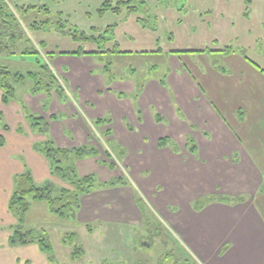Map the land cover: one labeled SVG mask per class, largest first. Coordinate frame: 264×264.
Wrapping results in <instances>:
<instances>
[{
	"label": "crops",
	"instance_id": "0c3cea01",
	"mask_svg": "<svg viewBox=\"0 0 264 264\" xmlns=\"http://www.w3.org/2000/svg\"><path fill=\"white\" fill-rule=\"evenodd\" d=\"M185 6H180L182 13ZM194 12L189 9L192 21L186 22V14L180 17V33L205 29L201 35L206 46L135 53L148 55L151 67L146 71L120 73L117 63L134 53L119 49L125 54L107 49L51 58L67 103L53 98L47 113L39 111L47 123L45 134H25L18 122L0 127V264H54L36 243L10 244L17 223L8 207L15 178L29 172L33 181L47 177L49 183L55 177L49 159L35 146L51 140L59 149H97L99 138L102 155L97 149L96 158L76 160L77 174L95 175L101 184L115 180V171L103 166L113 158L137 184L97 188L80 198L76 221L82 223L75 225L90 237L99 231L96 241L109 254L106 259L96 255L100 249L90 251L91 264L93 259L96 264L113 260L117 251L105 243L103 225H147L140 213L141 195L148 206L144 211L158 215L182 253L197 264H264V192L259 193L264 182V0H213ZM202 16L206 25L196 28L193 22L200 23ZM105 55L114 60L106 61ZM32 98L24 100L32 109L44 99ZM99 120L105 122L96 126ZM162 139L166 142L160 147ZM214 196L246 202L216 201L200 212L190 210V202ZM81 246L83 260L88 250Z\"/></svg>",
	"mask_w": 264,
	"mask_h": 264
},
{
	"label": "rangeland",
	"instance_id": "374dc122",
	"mask_svg": "<svg viewBox=\"0 0 264 264\" xmlns=\"http://www.w3.org/2000/svg\"><path fill=\"white\" fill-rule=\"evenodd\" d=\"M126 1L127 0H16L15 5L19 7H34V10L24 17L20 10L16 11L13 8L14 5L10 4V8L20 21L21 33L23 37L28 40V43L15 42L12 46L10 44V52L14 54L0 55V69H7L11 73L19 72L25 77L22 82L13 85L15 88V96L8 102V105H0V108L3 107L0 110L1 128H4L3 126L6 125L14 126L18 122L25 134H28L29 130H38L39 134H45L40 131L42 127L38 128L33 126L35 122L33 117L39 118L42 116L39 111L47 113L51 107L52 99L57 98L55 96H49L46 92L43 93V91L35 95L32 93L33 83L26 77V73H38L40 70L39 66L34 63L35 59L30 58L33 56H26L25 54L28 51V47L31 45L34 46L31 50L34 48L36 51H39V55H37L36 58L39 59L40 63L48 65V69L44 70L45 74L40 77L46 76V78L44 77L43 79H45V83H47L50 75H54L57 83L63 88L62 80L50 66V62L52 61L51 58H49L50 56H48L50 53H52L50 54L51 57H62L64 53L103 51L107 49L113 50L115 48L114 46L117 45V48L121 51H131L134 53L132 58H128L127 60L123 59L117 63L118 66L121 65V70L118 68L120 73L131 75V69L138 72L140 70H149L151 67L149 63L151 60L146 58L148 55H142L141 53L140 55L135 54L137 52L148 51L158 47L162 50H180L183 44H190L192 46L191 48L206 46L202 41L205 39H203L201 35L202 31L205 29L195 32L194 28H189L190 30L186 28V31L182 30L180 33V17L186 14V22L192 21L190 13L195 11L194 14L197 15V10L199 8L208 5L209 1L212 3L213 0H134V2L132 1V5H121V2ZM140 3H143V5H140ZM183 3H186L185 13H182L183 10L180 11V6ZM104 4H109L112 8H121L120 14L110 10L100 13ZM141 6H143L142 9L140 8ZM38 7H46L51 14L50 19L53 24L51 28L49 27V30L34 32L31 28L32 21L36 20L38 22L37 27L40 28V24H42L40 22H43L46 18L43 13L37 12ZM128 7H134L137 12H131ZM193 23L196 28H199L200 25H206L203 16L200 23H198V20H195ZM192 42H195L194 46ZM233 46L235 50H238V48H235L236 45L233 44ZM105 56L106 61L109 58L114 60L112 55ZM143 61H145V63H143ZM115 66L116 65H114V68ZM38 95H42L44 99L39 102L37 101L33 106L35 111H33L31 107H26V104L24 105L25 98H30L29 100L32 101V99L34 100L32 97ZM61 101L62 103L64 102V104L65 102L67 103L64 92ZM14 102H17V104ZM21 110L24 111L25 117L21 116ZM62 118L63 115L60 113L58 120L60 121ZM95 131H97L96 128ZM99 139H96L95 142L97 143V149L102 155L104 147ZM44 142H47V140ZM34 150L37 151L36 149ZM27 152L29 151L26 150L25 157H27ZM100 153H98V156ZM112 159L106 163L107 165L114 163L116 166H114L113 169H109L107 165L103 166L108 170L115 171L114 174L117 176L114 178L115 180L119 181L122 179V183H131L134 188V185L137 184V180L135 178L133 179V175L128 172L129 170L124 167L123 163L117 162L114 159L113 161ZM78 177L81 176L78 175ZM46 178L40 181L34 180V182L38 187L49 186L53 197L59 196L60 198L61 194H59V192L61 193V191L67 189L72 190L74 188L72 183L57 176H55L54 179H49V183L44 181ZM113 187H105V189ZM262 191L264 192V182L261 184L259 193L262 194ZM137 194L139 196L141 195L139 192ZM27 200L29 201L30 208L22 222V231H45L53 249L49 257L54 264H91L92 256L89 253L97 249H100V251L97 252L96 255H104L107 259L109 254L103 249L101 242L96 241V236L99 231L90 237L83 226L75 225V223H82V220L76 221L79 215V209L78 211H72L70 208H67L63 212L64 217H58L56 214L50 213V210L47 212V208L49 209L50 206L45 201H33L31 197H28ZM139 202L141 203V205H139L142 210L140 211L141 216L146 215L144 222L151 223L150 232L153 234V237L151 238L146 233V228L149 227L148 225L144 228H139L136 225H103L100 232L108 235L105 243L107 245H114L116 247L115 250H117L111 257L113 260H106L104 264H173L175 259L173 257L177 254L176 252H172V248H177L178 245L173 240L171 233L160 221L159 216L156 215L155 217L152 213L149 215L146 210L144 211L145 207L148 206L143 195L140 196ZM245 202L246 201L241 203ZM189 208L195 212L202 211H196L194 209V202L189 203ZM127 209V207L123 208L125 212ZM182 213L183 212L180 213V217ZM68 232L76 233V243L80 246L83 245L85 249L88 250L85 259L74 262L70 260L69 254L72 248L62 243V237ZM166 242L173 246L165 244ZM85 245H87L88 248H86ZM169 247H171V250ZM181 250V247L180 250L177 248V251H180V256L182 253ZM168 251L170 252L169 256ZM44 254L48 256V253L44 252ZM93 261L94 264H96V260L93 259Z\"/></svg>",
	"mask_w": 264,
	"mask_h": 264
},
{
	"label": "trees",
	"instance_id": "16d2710c",
	"mask_svg": "<svg viewBox=\"0 0 264 264\" xmlns=\"http://www.w3.org/2000/svg\"><path fill=\"white\" fill-rule=\"evenodd\" d=\"M16 0H0V55L6 54V55H13L14 53L10 52L9 45L13 43H21V42H27L20 29V21L17 19L15 13L10 8V4L14 5V9L16 11L20 10L22 13V16L24 17L29 12H32L34 10V7H19L15 5ZM134 0H127L126 2H121V5H132ZM140 5H143V3H140ZM131 12H137L134 7H128ZM141 9L143 6L140 7ZM112 11L116 13L121 12V8L115 7L112 8L109 4H104L103 8L100 10V13L106 12V11ZM38 13L41 12L45 15V20L43 22H40V28L37 27L38 22L36 20L32 21L31 28L35 31H42V30H49V27L51 28L52 24L50 19V12L46 7H38ZM49 25V26H48ZM31 45V43H30ZM29 46L28 51L26 54L29 56H33L30 58H34V63L39 66V72H28L26 73V77L32 81L33 83V91L32 93L35 95L41 91L46 92L47 95L55 96L58 101L61 99L63 95V87L57 83L56 77L54 75H50L49 81L45 83L46 76L40 77L41 75L45 74L44 70L48 69V65L41 64L39 59L36 58L37 55H39V51H36L34 48ZM115 48L111 50V53L115 54H125L124 52H119L117 45L114 46ZM41 48V47H40ZM99 54L98 51L94 52H75L70 54ZM52 54V53H50ZM49 58H52L51 55ZM68 54V53H65ZM23 75L19 72L11 73L7 69H0V91H1V101L4 104H7L9 101H11L15 96V88L14 84H18L19 82L23 81ZM13 81V83H12ZM1 116V114H0ZM32 117V116H30ZM1 118V117H0ZM57 117H50V119H56ZM34 127H42L40 130L41 132L45 133L47 130V123L42 118H34ZM102 122H105L103 120L97 121L95 124L96 126H100ZM7 129V127H4ZM166 140L162 139L159 141V146L163 147L165 145ZM2 139L0 138V146L2 145ZM35 149L42 153L44 156H46L51 165V172L52 175L57 176L59 178L65 179L72 183L74 188L67 189L64 191L59 192L61 194V197L55 196L53 197L51 188L49 186L45 187H38L34 181L32 180V177L29 172H25L15 178V190L10 197L9 200V211L16 217V224L13 227L12 236L10 237V244L11 245H18V246H25L28 244L36 243L40 249L46 253H48V258L50 259L49 255L52 253V246L49 242V239L47 238V235L45 231L38 232L37 230H29L26 232L22 231V225L23 220L25 219V216L27 212L29 211L30 204L27 200L28 197H31L33 201H45L49 206L50 213L56 214L58 217H64V211L67 208H70L72 211H78L79 205H80V198L86 194H89L90 192L96 190L97 188H105V187H113L118 184H122L121 180H111L105 183H99L97 180V177L95 175H87L84 177H78L77 170L75 167V161L81 160L88 157L96 158L98 156L97 150L92 145L89 146H83V147H77V148H71V149H59L54 146L53 142L51 140H48L47 142H44L42 144H37L35 146ZM107 157L109 155L107 152L105 153ZM113 164V165H112ZM107 165V163L105 164ZM114 166H116L114 163L108 164L107 167L109 169H113ZM222 202L225 204H235V203H241L243 202V199H231L228 197H209L200 199L194 202V209L202 210L205 206H207L211 202ZM147 225L149 223H146ZM88 231H91V227H87ZM76 234L74 232H68L65 234L64 237H62V243L64 245L71 246L69 258L71 261H77L81 260L84 250L82 246L78 245L76 243L77 238ZM168 238V237H167ZM170 240V237H169ZM177 248H179L177 246ZM177 248L174 247L175 252L177 254V258L175 259L174 264H197L192 260L190 255L186 253H181L180 251H177ZM180 250V248H179ZM182 251V250H181ZM170 254H168L169 256Z\"/></svg>",
	"mask_w": 264,
	"mask_h": 264
}]
</instances>
